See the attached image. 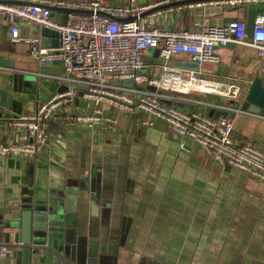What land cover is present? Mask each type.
I'll return each mask as SVG.
<instances>
[{
    "label": "crops",
    "instance_id": "crops-1",
    "mask_svg": "<svg viewBox=\"0 0 264 264\" xmlns=\"http://www.w3.org/2000/svg\"><path fill=\"white\" fill-rule=\"evenodd\" d=\"M255 8L264 11V6ZM250 9L221 12L205 6L148 13L145 18L149 23L190 28L204 16L212 24L233 18L248 21ZM184 13L189 25H185ZM40 35L36 27L33 36ZM0 42V57L13 62V66L0 65V111H8L3 93L11 95L9 112L14 115L33 111L37 103L68 87L59 78L65 75L63 63L40 64L30 44L12 41L9 27L1 21ZM155 51L150 50L147 57L153 72L160 60ZM216 52L221 60L204 63L203 71L243 84L238 99H215L244 110L232 116V136L264 150V120L250 114L252 110L245 105L252 82L259 76L257 62L234 44ZM180 63L200 66L186 55L175 56L173 64ZM18 76L24 77L22 90L14 89ZM176 103L198 109L190 100L177 99ZM71 108L87 112L90 105L79 97ZM6 121L0 118V138L7 135ZM82 180L88 190L77 203L73 190ZM44 198L55 204L58 198L67 199L61 203L60 217L73 230L76 257L92 264H264V180L220 165L209 149L180 138L160 120L144 126L138 115L124 114L118 126L55 121L48 145L37 155L28 159L0 155V218L18 223L15 209L19 205ZM92 200L99 205L96 215L88 204ZM2 243L6 242L0 239ZM10 254L0 257V264H18Z\"/></svg>",
    "mask_w": 264,
    "mask_h": 264
},
{
    "label": "built area",
    "instance_id": "built-area-1",
    "mask_svg": "<svg viewBox=\"0 0 264 264\" xmlns=\"http://www.w3.org/2000/svg\"><path fill=\"white\" fill-rule=\"evenodd\" d=\"M32 4L0 2V21L9 27L12 41H25L40 64L61 62L65 75L59 77L68 87L37 103L31 112L6 118V137L0 138V155L31 158L50 139L55 121L109 124L118 126L121 115H138L144 126L162 121L182 139L211 151L224 167H232L264 180V150L254 143L234 139L232 115H210L211 109L229 113L240 108L215 100L193 97L214 95L236 100L243 92L242 81L203 71L206 62L221 60L216 50L234 44L258 65L264 83V11L255 13L253 33H247V20L233 18L212 24L204 16L198 25L179 29L168 24L147 22L143 13L176 0L140 4L136 0H22ZM51 6L73 11H55ZM205 6L223 10L264 6V0H208L157 9L163 12L193 10ZM80 10V11H77ZM56 32L48 45L35 38V28ZM41 36V35H40ZM0 42V48H1ZM150 49H158L159 63L152 71ZM177 55H186L199 67L173 64ZM133 81V85L120 84ZM85 99L87 112L72 110L73 103ZM190 100L198 109L188 110L176 100ZM250 114L259 121L264 112ZM185 147V143L182 144ZM14 241L0 244V257L7 258Z\"/></svg>",
    "mask_w": 264,
    "mask_h": 264
},
{
    "label": "water",
    "instance_id": "water-1",
    "mask_svg": "<svg viewBox=\"0 0 264 264\" xmlns=\"http://www.w3.org/2000/svg\"><path fill=\"white\" fill-rule=\"evenodd\" d=\"M208 0H176L165 5L153 7L142 14L153 12L157 9H162L169 6L197 3ZM0 2L7 3H20V4H32L26 1L19 0H0ZM52 14L55 11L62 10L65 12L73 11L71 9H62L56 6H51ZM80 11V10H77ZM257 8L253 7L249 10V18L247 21V33L251 37L253 33L255 13ZM41 42L43 45H48L49 36H58L56 32L43 28L40 32ZM13 66V62L9 59L0 57V65ZM180 66H184L185 63H180ZM23 76L16 77L14 89L22 90ZM123 85H133V81L123 80L120 82ZM2 96L7 98L3 105L8 111H0V118H8L11 114L9 109L11 108V95L5 93ZM245 105L249 106L253 112H264V83L260 76H257L247 93ZM210 115L217 117L218 115L230 114L227 110H215L209 111ZM87 183L84 184V180L79 183L77 189L73 190V197L75 202L80 200V194L83 191L88 190ZM70 193V192H69ZM69 201V197H67ZM66 198H58L57 204L51 201V198L38 199L35 201H28L19 205L15 210L18 211L17 216L19 222L13 220H4L0 218V239L9 243L14 241L10 256L19 260L18 264H92L90 260H81L76 257L73 245V230L68 229V224L63 215L62 202L67 200ZM58 202L60 204L58 205ZM85 203V202H83ZM92 215H96L99 209V205L95 200L88 202ZM87 206V205H85ZM141 264H149L143 262ZM150 264H162L157 261H153Z\"/></svg>",
    "mask_w": 264,
    "mask_h": 264
},
{
    "label": "rangeland",
    "instance_id": "rangeland-1",
    "mask_svg": "<svg viewBox=\"0 0 264 264\" xmlns=\"http://www.w3.org/2000/svg\"><path fill=\"white\" fill-rule=\"evenodd\" d=\"M150 50H152V49H150ZM155 50H156L155 51V56L157 57L159 55V51H158V49H155ZM146 61H148V60L146 59ZM202 97H206L209 100L222 99V97H217V96H214V95H202ZM223 99L225 100V99H228V98H223ZM237 103H239V102H237Z\"/></svg>",
    "mask_w": 264,
    "mask_h": 264
},
{
    "label": "trees",
    "instance_id": "trees-1",
    "mask_svg": "<svg viewBox=\"0 0 264 264\" xmlns=\"http://www.w3.org/2000/svg\"><path fill=\"white\" fill-rule=\"evenodd\" d=\"M187 18H188L187 14L184 13V14H183V19H184V21H185V25H187L188 22H189V21L187 20ZM189 24H190V22H189ZM189 24H188V25H189ZM177 28H179V27H177ZM179 29H184V28H179Z\"/></svg>",
    "mask_w": 264,
    "mask_h": 264
}]
</instances>
